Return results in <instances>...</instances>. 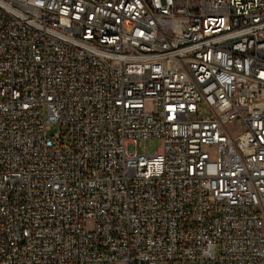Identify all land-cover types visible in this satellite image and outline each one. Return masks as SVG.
Wrapping results in <instances>:
<instances>
[{"label": "built area", "instance_id": "2783aa9c", "mask_svg": "<svg viewBox=\"0 0 264 264\" xmlns=\"http://www.w3.org/2000/svg\"><path fill=\"white\" fill-rule=\"evenodd\" d=\"M0 264H264V0H0Z\"/></svg>", "mask_w": 264, "mask_h": 264}, {"label": "rangeland", "instance_id": "374dc122", "mask_svg": "<svg viewBox=\"0 0 264 264\" xmlns=\"http://www.w3.org/2000/svg\"><path fill=\"white\" fill-rule=\"evenodd\" d=\"M63 127L59 124H54L49 130V135H52L56 132H60ZM161 145V140L156 137L140 139L137 143V150L140 153H153Z\"/></svg>", "mask_w": 264, "mask_h": 264}]
</instances>
